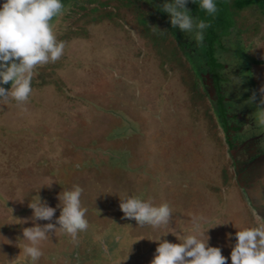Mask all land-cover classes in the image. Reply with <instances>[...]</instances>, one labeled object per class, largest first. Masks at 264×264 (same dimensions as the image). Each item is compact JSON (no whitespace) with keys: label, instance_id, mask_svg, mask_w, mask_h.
<instances>
[{"label":"rangeland","instance_id":"obj_1","mask_svg":"<svg viewBox=\"0 0 264 264\" xmlns=\"http://www.w3.org/2000/svg\"><path fill=\"white\" fill-rule=\"evenodd\" d=\"M62 3L50 21L62 56L33 69L26 101L0 98V264H23V230L48 224L34 264H150L159 240L187 235L231 264L235 233L264 225V14L234 18L214 85L204 34L171 31L165 0ZM75 186L88 228L73 239L57 221L59 194ZM129 196L167 203L168 223L125 218ZM38 199L56 209L50 220L34 218Z\"/></svg>","mask_w":264,"mask_h":264},{"label":"clouds","instance_id":"obj_2","mask_svg":"<svg viewBox=\"0 0 264 264\" xmlns=\"http://www.w3.org/2000/svg\"><path fill=\"white\" fill-rule=\"evenodd\" d=\"M187 2L165 0L162 11L169 14L171 25L174 28L178 26L186 33L192 32L194 27L198 30L207 28L209 25L203 20L194 24L185 7ZM199 7L210 16L217 12L215 0H199ZM62 9V0H0V85L11 82L7 92L0 86V98L10 97L18 103L26 101L32 91L33 69L55 62L62 56L65 45L57 40L50 24L53 17L61 14ZM195 38L198 43L201 42L203 32L197 31ZM260 92L264 97V88ZM260 104L261 109H264V99ZM81 195L82 189L75 186L58 196V207L61 208L57 221L61 226L59 232L73 239L78 232L88 228L85 218L87 210L82 207ZM29 206L34 218L39 220H50L56 211L39 199ZM120 209L125 218L154 228L167 224L171 213L167 203L154 206L132 196L122 200ZM54 228L53 224H48L44 228L36 226L23 230V237L29 242L23 246V264H29V261L34 264L41 257L40 242L46 239V232ZM196 230L199 231V225ZM235 236L236 243L230 253L231 264H264V225L245 228L236 232ZM159 241L150 264H227L228 261L219 247L206 246V242L197 235H187L182 243Z\"/></svg>","mask_w":264,"mask_h":264},{"label":"trees","instance_id":"obj_3","mask_svg":"<svg viewBox=\"0 0 264 264\" xmlns=\"http://www.w3.org/2000/svg\"><path fill=\"white\" fill-rule=\"evenodd\" d=\"M215 3L217 5V12L211 16L199 7V0H197L196 3H194L193 0H188L185 7L188 9L195 22L198 23L200 20H203L209 25L207 28L201 30L205 36V47L203 51L208 53V74L212 76L215 83H219L220 81L219 79L217 80V78H220V70L224 68V65H222L216 57L217 51H220L223 47L221 41L224 36L227 35L228 31L233 30V27L236 26L234 18L240 13L246 10L256 9L258 13L264 14V0H215ZM157 13L162 19H165L168 26H170V30L173 31L170 18L160 14L158 11ZM140 22H144V25H147V21L144 18H142ZM172 34L176 35L175 32ZM223 101L224 98L222 97L221 106L225 108ZM222 116V120L226 123L224 126L227 131L229 128V116H227L226 112H222Z\"/></svg>","mask_w":264,"mask_h":264},{"label":"flooded vegetation","instance_id":"obj_4","mask_svg":"<svg viewBox=\"0 0 264 264\" xmlns=\"http://www.w3.org/2000/svg\"><path fill=\"white\" fill-rule=\"evenodd\" d=\"M213 79V78H212ZM213 84L215 85V81L213 80ZM216 88V86H214V94L216 95L217 94V90L215 89ZM242 128H235V131H233V133H235L236 135H237V132L236 131H238V133H241V130ZM227 132H229V128L227 129ZM236 135H234V136H236ZM260 136H257V135H252V136H250V138H249V140H248V146H245V150L247 151V158L245 159V161H243V162H246L247 161V159L250 157V156H252L253 154H252V152H253V149H256V147H254L252 150H251V147H252V145L253 144H255L256 145V142L258 143V138H259ZM228 139H231V140H234V138L233 137H231V135H228ZM229 142V141H228ZM242 142H244V141H242ZM242 142H240V144H242ZM247 143V142H246ZM234 144V143H233ZM239 144V143H238ZM231 145V144H230ZM242 145H244V144H242ZM232 146V145H231ZM261 153V152H260ZM259 153V155L257 156V159L259 158L260 159V154ZM237 163V162H236ZM236 165V164H235ZM249 168V167H248ZM251 170L253 169V168H250ZM242 171V170H241ZM254 172V171H253ZM256 172H254V174H255ZM258 175V174H257ZM247 178V177H246ZM248 179V178H247ZM237 180H238V178H237ZM247 182L249 183V181L247 180ZM251 183V182H250ZM238 184H239V186L240 185H242L239 181H238ZM245 185V184H244ZM242 190L244 191L245 190V188L243 189L242 188Z\"/></svg>","mask_w":264,"mask_h":264},{"label":"water","instance_id":"obj_5","mask_svg":"<svg viewBox=\"0 0 264 264\" xmlns=\"http://www.w3.org/2000/svg\"><path fill=\"white\" fill-rule=\"evenodd\" d=\"M257 162H258V161H257ZM257 162H256V164H257ZM250 168H252V166H251ZM254 184H255V182H254ZM249 193H250V191H249ZM249 193H248V194H249ZM248 196H249V195H248ZM250 196H251V193H250Z\"/></svg>","mask_w":264,"mask_h":264}]
</instances>
